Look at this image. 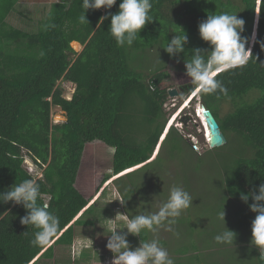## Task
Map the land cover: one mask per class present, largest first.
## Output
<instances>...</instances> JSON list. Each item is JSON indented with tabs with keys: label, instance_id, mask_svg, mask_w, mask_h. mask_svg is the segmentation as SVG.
<instances>
[{
	"label": "trees",
	"instance_id": "1",
	"mask_svg": "<svg viewBox=\"0 0 264 264\" xmlns=\"http://www.w3.org/2000/svg\"><path fill=\"white\" fill-rule=\"evenodd\" d=\"M17 1L0 0V44L16 41L25 53L0 56V195L33 180L39 186L36 206L47 204V211L59 217L60 226L48 245L35 246L31 241L38 229L20 223L30 209L23 203L0 201V264H36L42 258H51L56 245L73 243L76 226L93 223L83 217L93 214V205H88L75 187L81 155L88 142L97 140L115 150L112 172L118 176L113 181L121 193L127 190L123 204L130 219L135 218L140 174L155 168L162 159L161 154L152 159L151 155L167 119L163 104L170 73L162 68L145 75L132 66L130 56L156 46L163 60L187 64L196 49L207 60L212 46L201 38L199 24L208 15L229 13L242 18L245 47L252 52L245 65L216 75L226 91L197 92L226 139L232 134L234 142L242 143L230 162L222 166V187L224 195L243 202L248 212L252 211V196L258 195L259 186L264 184V0H151L149 15L153 20L146 23L131 45L123 46L111 35L110 18L98 26L101 16L118 12L121 0L110 10H87L89 23L79 19L84 13L82 0H58L52 3L44 26L32 33L6 21ZM184 33L187 42L183 51L167 53L163 46ZM74 40L83 45L78 53L71 47ZM173 76L183 91L188 84L197 88L187 68L173 72ZM60 79L74 84L70 100L63 98L62 90L56 86ZM253 90L258 94L245 101L244 97ZM225 101L231 106L221 113V103ZM53 104L66 111V121L51 122ZM169 138L174 139L176 147L181 139L185 140L171 126L158 153ZM23 151L34 163L45 165L41 177L34 179L24 169ZM135 166L138 167L120 174ZM241 193L249 194L247 202L241 199ZM250 215L254 219L256 213L252 211ZM147 237L145 230L138 235L141 243L147 242ZM259 256L255 251V263L264 264ZM174 264L182 263L174 260Z\"/></svg>",
	"mask_w": 264,
	"mask_h": 264
},
{
	"label": "rangeland",
	"instance_id": "2",
	"mask_svg": "<svg viewBox=\"0 0 264 264\" xmlns=\"http://www.w3.org/2000/svg\"><path fill=\"white\" fill-rule=\"evenodd\" d=\"M56 1L58 0H18L7 15L6 21L11 26L25 32H37L44 26L50 16L51 5ZM71 47L75 53L83 48L75 43H72ZM5 53L25 54L16 41L0 44V56ZM132 54L130 62L137 71L148 75L153 69L163 68L170 73L165 84L168 90L176 89L177 94L167 95L163 104L167 119L160 137L163 138L169 126H172L185 138L179 141V147L174 145L173 138H169V142L158 153L162 140L159 137L151 159L157 154H161L162 159L157 162L155 168H149L140 174L142 176L138 180L139 187L136 191V201L139 205L134 209L135 217L158 212L159 208L167 202L173 186L183 188L193 200L192 204L175 218V223L169 224L166 220L161 225L154 226L155 231L144 229L148 234L147 242L157 239L160 245L168 251L169 256L173 260H179L182 264H190V259L192 264L198 262L202 264H256L254 254L255 251L259 253L260 251L251 243L252 221L254 220L250 215L252 211L248 212L243 202L224 195L222 187V166L230 162L235 149L242 147V143L234 142L235 137L230 134L229 139H226L223 145L214 148L207 146L205 133H203L204 126L195 109L199 104V96L195 94L190 98L197 88L188 93V90L183 91L182 87L174 81L173 72L185 71L184 62L172 59L163 60L160 58L161 50L156 46L144 52L138 51ZM70 56L73 57L75 54L70 53ZM56 86L67 97L74 90V84L65 79L58 80ZM257 94L256 90H253L244 97V100L250 101ZM189 98L191 101L180 112V108ZM230 106V102H222L221 113L227 112ZM175 114L176 119L166 129L168 122ZM60 117L59 110L51 105V122H62ZM23 154L24 169L34 179L41 177L42 168L45 165L41 167L34 163L24 151ZM112 154L113 148L103 142L94 140L86 143L76 174L75 187L88 200V205H93L94 212L83 216L85 219L93 220L91 225L75 227L74 240L90 238L93 241V248L82 250L79 256L73 259V243L56 245L53 257L42 258L36 264H112L117 254L106 247L112 234L104 225L107 219H114L117 214L128 216L124 204L119 201L113 200L105 204V199L111 191L119 190L113 181L118 175H113L112 172ZM125 171L120 174H124ZM108 180L111 182L108 183ZM222 210L225 213L224 221L218 216ZM118 225L116 234L128 241L129 249L135 251L139 248L142 243L138 235L128 232L124 221L118 222ZM227 229L236 233L235 241L218 243L215 237Z\"/></svg>",
	"mask_w": 264,
	"mask_h": 264
},
{
	"label": "clouds",
	"instance_id": "3",
	"mask_svg": "<svg viewBox=\"0 0 264 264\" xmlns=\"http://www.w3.org/2000/svg\"><path fill=\"white\" fill-rule=\"evenodd\" d=\"M117 0H82L81 6L84 9L80 16V22H88L85 13L89 9L105 8L110 10L116 5ZM118 12L107 13L99 18V24L110 18L111 35L118 45L125 43L131 45L137 38L140 30L153 19L149 15L152 3L151 0H121L118 5ZM245 21L238 18L237 14L222 13L219 15H208L207 19L199 24L201 38L209 42L212 46L211 54L207 60L200 55V50L196 49V55L186 64L187 72L192 77V82L197 86V90L203 94H212L218 89L226 91L216 75L220 71L236 68L245 65L252 56L251 49H246V38L242 36ZM187 42V35H175L164 47L169 54L183 51V44ZM264 47V45H261ZM167 132V131H166ZM164 137V135H163ZM163 139V138H162ZM162 141V140H161ZM115 150L113 149V152ZM111 171V170H109ZM39 194V186L33 180H26L19 185L12 187L5 194L0 195V201H14L17 204L23 203L26 209H30L27 216L20 218L22 225H33L38 231L31 243L35 246H45L49 244L52 237L56 236L60 222L59 217L47 211L48 205L36 206ZM125 193L119 190H112L105 199V204L113 200L121 204L125 202ZM255 203L249 205L250 209L256 213L252 221L251 243L258 247L260 259L264 261V184L259 186V194L252 196ZM241 199L245 202L249 199V194L241 193ZM192 197L183 188L173 186L167 202L159 211L150 215H137L130 219L127 215L117 214L114 219H107V231L110 232L106 247L117 255L112 264H174V260L169 256L168 251L163 248L157 239L151 242H142L135 251L129 249L128 241L121 235L116 234L119 226L118 222L124 221L128 232L139 235L142 230L155 231L154 226L161 225L164 221L169 224L175 223V218L181 215L182 210L192 204ZM224 221L225 213L222 210L218 213ZM172 218V219H169ZM171 230V229H169ZM236 233L227 229L222 234L215 237L218 243H233ZM93 248V241L90 238H77L73 241V259H76L82 250ZM124 251H121V250Z\"/></svg>",
	"mask_w": 264,
	"mask_h": 264
},
{
	"label": "water",
	"instance_id": "4",
	"mask_svg": "<svg viewBox=\"0 0 264 264\" xmlns=\"http://www.w3.org/2000/svg\"><path fill=\"white\" fill-rule=\"evenodd\" d=\"M255 16L257 17V14ZM252 35H253V33H252ZM252 42H253V38L251 40L250 46L252 45ZM72 43L73 44L75 43L78 46L81 45L83 47V45L76 40L72 41L71 44ZM186 88L188 90V93H191L192 91H194L196 89V87H194V88L192 87V84H188V86H186ZM72 94H73V92H72ZM72 94L67 97L62 93V97L65 98L66 100H70L72 98ZM176 94H177L176 89H169L168 90L169 96H173ZM53 106L56 107L57 110H59V115L61 116L60 118H62L63 121H66L67 120L66 111L63 110V108L60 105L53 104ZM197 107L199 108L200 113L203 116L204 121L206 123V126L208 128L209 137L206 140L207 146L209 148H214V147H219V146L223 145L226 142V137L223 134V132L221 131L220 126H219L216 118L214 117L212 111L207 106L205 101L203 99H201L200 97H199V104ZM197 107L195 108L196 113H198Z\"/></svg>",
	"mask_w": 264,
	"mask_h": 264
},
{
	"label": "bare ground",
	"instance_id": "5",
	"mask_svg": "<svg viewBox=\"0 0 264 264\" xmlns=\"http://www.w3.org/2000/svg\"><path fill=\"white\" fill-rule=\"evenodd\" d=\"M253 36H254V34H253ZM197 92H198V90L196 89L192 94H191V96H190V98L193 96V95H197ZM190 98L188 99V100H186L185 101V103L182 105V107L180 108L181 110H180V112L183 110V108H185L188 104H189V102L191 101L190 100ZM196 107V106H195ZM197 111H198V113H197V116L201 119V121H202V123H203V126H204V132L203 133H205V138H206V140L208 139V137H209V132H208V128H207V126H206V123H205V121H204V118H203V116L201 115V113H200V110H199V108L197 107ZM179 112V111H178ZM177 112V113H178ZM196 116V115H195ZM59 117V116H58ZM57 117V118H58ZM176 114L170 119V121L168 122V125H167V127H166V129L168 128V126L169 125H172L173 124V122H174V120L176 119ZM199 120V119H198ZM201 123V124H202ZM202 126V125H201ZM170 127V126H169ZM165 129V130H166ZM165 132V131H164ZM160 138H162V137H160ZM205 140V141H206ZM131 168V167H130ZM124 172V171H123ZM126 172V171H125ZM109 181V180H108Z\"/></svg>",
	"mask_w": 264,
	"mask_h": 264
}]
</instances>
